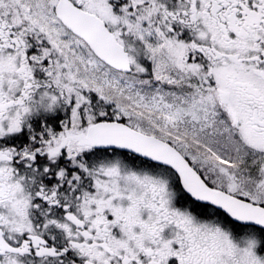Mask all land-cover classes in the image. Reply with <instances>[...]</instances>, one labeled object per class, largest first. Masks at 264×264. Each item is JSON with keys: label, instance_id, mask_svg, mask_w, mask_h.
Returning <instances> with one entry per match:
<instances>
[{"label": "snow or ice", "instance_id": "snow-or-ice-1", "mask_svg": "<svg viewBox=\"0 0 264 264\" xmlns=\"http://www.w3.org/2000/svg\"><path fill=\"white\" fill-rule=\"evenodd\" d=\"M0 264H264V0H0Z\"/></svg>", "mask_w": 264, "mask_h": 264}]
</instances>
